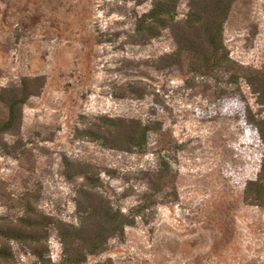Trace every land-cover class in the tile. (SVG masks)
<instances>
[{
    "label": "rangeland",
    "instance_id": "374dc122",
    "mask_svg": "<svg viewBox=\"0 0 264 264\" xmlns=\"http://www.w3.org/2000/svg\"><path fill=\"white\" fill-rule=\"evenodd\" d=\"M154 0H0V92L26 77L46 86L29 100L19 133L0 136V220L22 217L30 195L48 221L44 260L13 244L16 264H64L54 223L76 224L80 178L68 179L66 164L96 167L113 202L125 211L145 189L139 172L157 164L154 136L145 155L101 147L79 132L101 118L159 121L174 141L168 160L177 174V198L156 208L148 225L139 222L113 239L106 253L87 264H264V208L243 199L244 185L259 171L262 152L248 147L235 119L208 120L210 96L228 77L187 83L158 68L175 50L170 33L139 43L138 20ZM180 16L188 11L183 0ZM231 58L264 67V0H239L225 26ZM135 88V89H134ZM137 93H132L136 92ZM243 91L253 112L264 109L250 88Z\"/></svg>",
    "mask_w": 264,
    "mask_h": 264
},
{
    "label": "trees",
    "instance_id": "16d2710c",
    "mask_svg": "<svg viewBox=\"0 0 264 264\" xmlns=\"http://www.w3.org/2000/svg\"><path fill=\"white\" fill-rule=\"evenodd\" d=\"M182 1L154 0L150 11L136 24L135 38L146 43L169 32L175 50L160 59L158 68L180 74L188 84L220 73L228 77V86L210 96L203 114L208 120H237L248 147L262 152L258 174L246 181L243 199L251 207L264 208V119L253 112L243 91V85L248 86L264 109V67L257 70L234 61L225 44V26L239 0H188L184 17L180 16ZM45 86L43 77H26L0 92V136L20 132L24 108L30 99L42 94ZM99 122L94 129L79 132L80 136L128 155H145L155 136L157 164L153 170L139 172L144 190L134 192L129 187L121 194L124 198L136 196L135 204L126 211L113 202L96 167L81 162L66 164L68 179L80 178L84 184L77 190L78 222L52 226L64 248V264H87L89 258L106 253L111 240L124 239L126 230L139 222L148 225L157 207L178 197L177 174L167 154L174 149V141L162 123L121 118H101ZM36 204V197L30 195L22 200L21 218L0 220V264H16L15 243L44 260L51 219L42 216Z\"/></svg>",
    "mask_w": 264,
    "mask_h": 264
}]
</instances>
